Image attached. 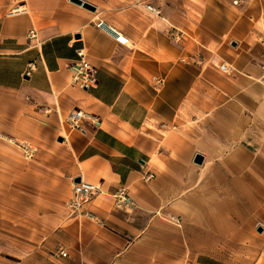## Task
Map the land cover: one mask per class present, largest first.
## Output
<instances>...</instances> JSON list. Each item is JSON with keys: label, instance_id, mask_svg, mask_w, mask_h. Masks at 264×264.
Masks as SVG:
<instances>
[{"label": "crops", "instance_id": "0c3cea01", "mask_svg": "<svg viewBox=\"0 0 264 264\" xmlns=\"http://www.w3.org/2000/svg\"><path fill=\"white\" fill-rule=\"evenodd\" d=\"M83 1L0 0V137L35 147L0 140V264H264V0ZM77 179L91 218L66 208Z\"/></svg>", "mask_w": 264, "mask_h": 264}, {"label": "built area", "instance_id": "2783aa9c", "mask_svg": "<svg viewBox=\"0 0 264 264\" xmlns=\"http://www.w3.org/2000/svg\"><path fill=\"white\" fill-rule=\"evenodd\" d=\"M146 10L153 15H159L160 11L153 8L150 5L146 6ZM95 28L101 32L107 34L113 39V41L121 46H127L129 44L128 39L122 35L114 27L108 25L106 22L97 20L95 22ZM30 39H34L35 32H29ZM79 59L70 67V83L73 87H76L80 90H89L94 88L97 85L95 79V73L89 64L85 61L84 55L79 53ZM218 69L227 74L230 72V68L224 64L220 65ZM34 70V63H30L24 73L25 76H29ZM262 82H264V68H262ZM66 123L72 130L81 131L85 125L97 126L99 121L97 117L92 114L86 113L81 109L72 110L67 118ZM16 141H14L15 143ZM18 148L21 150L23 157L27 160H30L33 157L35 152V147L24 142L16 143ZM100 188L97 185H92L83 181L73 184L72 195L69 199L66 208L73 215H84L88 218H91V214L83 210V207L91 201V199L98 194H100ZM116 200L117 207H129L130 201L127 198L124 190L118 191L114 195ZM59 256L65 257L66 254L63 251L59 252Z\"/></svg>", "mask_w": 264, "mask_h": 264}, {"label": "water", "instance_id": "95a60500", "mask_svg": "<svg viewBox=\"0 0 264 264\" xmlns=\"http://www.w3.org/2000/svg\"><path fill=\"white\" fill-rule=\"evenodd\" d=\"M70 3L79 6L87 11L94 12L95 8L90 5L89 3L83 1V0H69ZM197 165H201L203 162V157L200 155H196L193 161ZM76 183H79V179L76 180Z\"/></svg>", "mask_w": 264, "mask_h": 264}, {"label": "rangeland", "instance_id": "374dc122", "mask_svg": "<svg viewBox=\"0 0 264 264\" xmlns=\"http://www.w3.org/2000/svg\"><path fill=\"white\" fill-rule=\"evenodd\" d=\"M0 140L2 141V143H4L5 145V149H7V151H11L14 154L19 155L23 160L27 161V162H31V160H27L23 157L21 150L18 148L17 146V142L14 143L13 140H8L5 138L0 137Z\"/></svg>", "mask_w": 264, "mask_h": 264}]
</instances>
